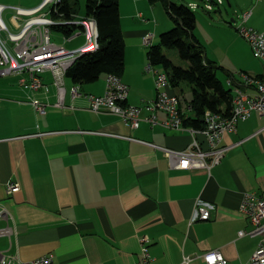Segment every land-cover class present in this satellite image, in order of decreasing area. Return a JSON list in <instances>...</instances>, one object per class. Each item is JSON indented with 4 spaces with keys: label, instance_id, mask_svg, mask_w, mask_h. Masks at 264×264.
I'll list each match as a JSON object with an SVG mask.
<instances>
[{
    "label": "crops",
    "instance_id": "crops-1",
    "mask_svg": "<svg viewBox=\"0 0 264 264\" xmlns=\"http://www.w3.org/2000/svg\"><path fill=\"white\" fill-rule=\"evenodd\" d=\"M149 5L146 0H120L126 43L121 79L130 89L127 103L138 107L157 98L154 75L144 69L148 58L143 38L157 34L146 18L157 8ZM243 11L251 16L244 22L243 15L236 25L264 33V8ZM5 15L7 24L17 30L13 13ZM251 68L243 72L264 75ZM232 74L226 87L233 93L240 87L255 94L241 76ZM22 79L27 76H0V207L6 212L0 230L10 231L0 237V253L23 262L53 254L55 264H138L141 238L147 236L152 264H184L188 255L194 256L191 264H203L202 256L211 251H220L227 264H251L259 238L239 234L252 229L241 211L245 195H264L260 115L253 113L238 125L237 133L224 136L228 150L210 172L178 170L163 151L146 144L174 150L192 144L190 132L162 124L164 113L157 112L158 124L143 121L133 129L119 116L91 110L86 95H104L107 76L81 85L78 96L72 93L75 84L66 78L63 106L57 105L58 88L50 72L43 75L44 87L38 91L24 88ZM177 89L169 92L179 95L188 115L185 91ZM34 101L45 106V114ZM10 183L20 190L8 193ZM199 202L214 206L209 221H192Z\"/></svg>",
    "mask_w": 264,
    "mask_h": 264
},
{
    "label": "built area",
    "instance_id": "built-area-1",
    "mask_svg": "<svg viewBox=\"0 0 264 264\" xmlns=\"http://www.w3.org/2000/svg\"><path fill=\"white\" fill-rule=\"evenodd\" d=\"M51 2L53 1L43 0L38 7L31 9L0 4V76L8 77L25 74L27 79L20 80V84L24 88L38 91L44 87L43 75L50 72L58 88L59 102L57 105L63 106L67 71L73 66L79 53L99 48V46H95V39L99 38V32L96 20L91 17H85L84 23H75V18L66 20L63 16L48 19V5ZM222 4V0H205V9L213 11L216 6ZM198 8V4H190L191 10H197ZM6 11L13 13V22L18 33H12L10 26L5 21L3 13ZM58 14L57 9L56 15ZM250 16L251 13L245 14L244 22ZM55 27H75L78 35H84L86 39L85 46L69 52L64 47L54 43L52 35L56 31L54 30ZM237 31L249 44L254 57L264 65V33L245 25L237 26ZM152 39L153 35H145L143 38L144 45H151ZM146 71L154 75L157 98L144 107L127 103L130 93L129 87L122 81L120 76L112 74L107 76L104 95H86V97L91 103L93 112H110L122 118L133 129H138L143 121L150 123L152 126L158 124L157 112H161L166 115V120L162 122L166 128L174 131L190 132L194 139L192 144L184 150L162 148L155 144L146 143L154 149L163 151L170 161V166L174 169H206L210 172L213 167L221 163L226 155L228 148L223 146V138L226 134L237 133L238 125L249 120L253 113H257L264 119V82L256 79L255 76L242 72L241 77L245 86L254 89L255 94H247L240 87H236L233 99L236 115L226 116L206 111L204 116L205 128L203 130L186 128L184 120L187 119V116H184L180 109L179 96L169 92L171 84L167 73L156 69V66L151 63L147 66ZM230 84H232L231 81ZM72 93L74 96L80 95V85H74ZM33 104L41 114L46 113L45 106L42 103L34 101ZM144 111H147L150 115L143 117ZM199 136L204 138L203 141L199 139ZM19 190L17 184L10 183L8 185V193H16ZM213 210L214 206L212 204L199 202L192 221H209ZM241 211L249 219L252 229L249 232H240L239 236L249 235L259 238V244L252 256L251 264H264V195L246 194ZM3 218H6V212L0 207V220ZM7 234H10L8 229L0 230V237ZM150 244L151 241L147 236L141 238L140 261L138 264H152ZM193 257L191 255L185 256L184 264H191L194 260ZM202 261L203 264L228 263L220 251H211L204 254ZM0 264H55V256L48 254L32 261L23 262L15 256L0 253Z\"/></svg>",
    "mask_w": 264,
    "mask_h": 264
},
{
    "label": "trees",
    "instance_id": "trees-1",
    "mask_svg": "<svg viewBox=\"0 0 264 264\" xmlns=\"http://www.w3.org/2000/svg\"><path fill=\"white\" fill-rule=\"evenodd\" d=\"M158 2L164 4L176 26L161 34L158 45H151L147 49L148 62L161 66L167 73L172 88H179L183 83L191 88L193 97L186 107L190 114L184 113L183 101L179 97L180 109L187 116L184 126L203 130L206 111L232 115L233 89L226 87L219 79L217 72L224 68L208 59L204 47L195 35L197 16L190 6L179 5L170 0H148L150 5ZM76 4L77 2L71 4L69 0H61L58 4L59 14L53 13L54 17L63 16L66 20H72L77 15ZM85 13L86 17L94 18L97 22L99 48L81 56L69 68L66 78L81 86L96 83L103 75L121 77L126 66V43L121 25L120 0H87ZM54 30L62 32L68 38L76 32L75 27H55ZM164 50H175L188 66L175 65ZM255 77L264 82V75Z\"/></svg>",
    "mask_w": 264,
    "mask_h": 264
},
{
    "label": "rangeland",
    "instance_id": "rangeland-1",
    "mask_svg": "<svg viewBox=\"0 0 264 264\" xmlns=\"http://www.w3.org/2000/svg\"><path fill=\"white\" fill-rule=\"evenodd\" d=\"M35 1L37 0H0V3H7L24 8ZM69 1L71 4H74L75 2L78 4L75 6L76 13L78 14V16H74L75 19L86 17L85 12L87 0ZM146 1L148 3V0ZM170 1L179 5H186L188 7L192 3L199 5L197 10H193L197 16L195 35L204 47L208 59L214 61L217 66L224 68V70H218L217 76L221 81L224 82V84H226V86H228L227 79L230 72L234 73L236 78H240L241 73L243 71H248V67L251 65H253V68L251 69L254 71H264L262 63L254 57L249 44L238 33L236 25L237 23L241 22L243 15H245V13L247 14V12L243 11L244 8H247L248 11L255 8L257 11L261 8H264V2L259 0H222V5L216 6L213 11H208L205 9V0ZM155 6L157 8V13L151 16H146L147 19H151V23L154 26V30H152L153 33H157L156 37H153L154 39H152L151 45H158L161 34L171 31L176 26L162 2L156 3ZM8 12L9 11H6V15ZM156 21L157 24H159V28H157ZM10 30L12 33H18V30L11 26ZM76 33L77 32H75L73 36H75ZM52 39L54 43L64 47L69 52L83 47L86 44L84 35H78L69 41V39H66L62 33L54 31ZM151 45H144V53H146V49L151 47ZM164 52L174 62L175 65L181 67L188 66V63L182 61L175 50H164ZM145 61L144 69L146 71L149 62L147 59H145ZM132 69L133 68H131V70ZM156 69L163 71L161 66H156ZM101 78L104 80L106 76L103 75ZM181 90L185 91L182 96L188 99V101H191L193 97L191 88L186 83H183L181 87L177 89L178 93H180ZM1 226L2 223H0V227ZM2 246L3 239L0 238V249Z\"/></svg>",
    "mask_w": 264,
    "mask_h": 264
},
{
    "label": "bare ground",
    "instance_id": "bare-ground-1",
    "mask_svg": "<svg viewBox=\"0 0 264 264\" xmlns=\"http://www.w3.org/2000/svg\"><path fill=\"white\" fill-rule=\"evenodd\" d=\"M53 2H51L50 5H48V19H55L53 13L57 14V9H58V4L61 2V0H52ZM85 21V17L84 18H79V19H75V23H84ZM78 36V32L75 34V36H71L70 38H68L66 36V39L72 40L74 37ZM95 46H99V41L98 39H95ZM94 52L96 51V49H89L86 52H82L78 54V58L76 60H74V63L84 54L89 53V52ZM232 115H236V107L233 106V111H232Z\"/></svg>",
    "mask_w": 264,
    "mask_h": 264
}]
</instances>
